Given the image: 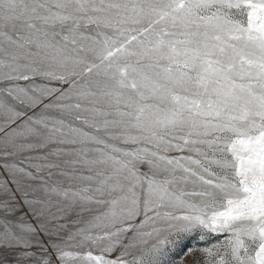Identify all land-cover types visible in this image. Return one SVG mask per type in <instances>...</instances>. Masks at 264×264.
I'll use <instances>...</instances> for the list:
<instances>
[{
	"label": "snow or ice",
	"instance_id": "obj_1",
	"mask_svg": "<svg viewBox=\"0 0 264 264\" xmlns=\"http://www.w3.org/2000/svg\"><path fill=\"white\" fill-rule=\"evenodd\" d=\"M197 232L194 264H264V0H0V264Z\"/></svg>",
	"mask_w": 264,
	"mask_h": 264
},
{
	"label": "rangeland",
	"instance_id": "obj_2",
	"mask_svg": "<svg viewBox=\"0 0 264 264\" xmlns=\"http://www.w3.org/2000/svg\"><path fill=\"white\" fill-rule=\"evenodd\" d=\"M220 237L209 235L205 240H200L199 232L190 237L182 238L174 253L173 264H194L200 258V252L196 249L215 243ZM192 250L191 252L189 250ZM187 253V254H186Z\"/></svg>",
	"mask_w": 264,
	"mask_h": 264
}]
</instances>
